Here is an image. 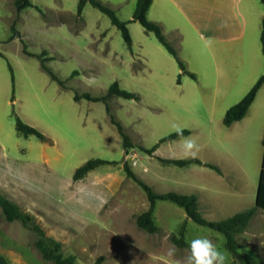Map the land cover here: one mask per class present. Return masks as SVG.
Returning <instances> with one entry per match:
<instances>
[{
	"label": "rangeland",
	"instance_id": "374dc122",
	"mask_svg": "<svg viewBox=\"0 0 264 264\" xmlns=\"http://www.w3.org/2000/svg\"><path fill=\"white\" fill-rule=\"evenodd\" d=\"M32 1L40 10L18 11L14 0H0V194L33 215L49 236L63 243L65 255L76 256L77 264H94L101 256V264H176L189 254L190 241L200 237L225 254V264H243L222 233L197 224L173 202L156 203V232L142 229L137 217L149 201L127 175L124 162L155 192L195 194L204 218L226 219L258 204L264 174L260 111L225 126L227 110L246 94L221 89L214 94L205 88L203 74H183L178 83L182 71L176 58L139 22L128 24L134 40L130 49L110 18L91 4L78 16V0ZM101 1L120 20H132L131 0ZM60 23L62 31L51 29ZM174 47L181 56L189 53L188 47ZM43 51L45 63L64 86L41 69ZM114 81L139 95L138 100L108 98L110 112L136 144L127 155L106 104L75 100L77 93L106 95ZM16 115L49 140L18 134ZM176 127L190 130L184 137L195 140L196 150L186 152L181 138L160 142ZM140 147L156 149L148 153ZM92 158L117 163L75 180L76 169ZM160 158H199L223 171L194 163L180 167ZM0 228V252L24 246L37 264H55L35 247L37 234L20 221H6L1 207ZM235 239L249 264L264 263V207ZM173 247L175 255L170 256Z\"/></svg>",
	"mask_w": 264,
	"mask_h": 264
},
{
	"label": "trees",
	"instance_id": "16d2710c",
	"mask_svg": "<svg viewBox=\"0 0 264 264\" xmlns=\"http://www.w3.org/2000/svg\"><path fill=\"white\" fill-rule=\"evenodd\" d=\"M264 5V0H261ZM16 9L21 11L26 8L35 7L40 10L38 6H35L31 0H14ZM153 3V0H137L135 11L133 14V18L130 21H122L118 18L116 11L107 3L101 0H78L77 7V15L81 16L84 8L87 4H91L93 7L99 9L102 13L106 14L113 25H115L118 30L121 32L122 37L127 44V46L132 49L133 46V38L129 30L128 24L133 21L139 22L142 27L147 31L151 32L155 35L157 40L167 49V51L176 58L178 65L182 71L178 77V83L181 81V76L183 74H187L192 78H196L194 73H191L187 70L186 64L180 58L178 50L172 45V43L166 37L162 25L156 21H152L147 18L148 11ZM263 53H264V19H263V30L261 35ZM25 54L33 56L34 54L29 53L26 49H24ZM47 52L43 51L39 57L41 59V67L44 71H46L50 77L57 81L60 85L64 86V81H62L59 76L45 63V59L43 55H46ZM0 55H2L0 53ZM53 59V58H51ZM10 70L12 71V66L10 65ZM12 80L14 82V75L12 74ZM264 84V74L258 79L255 85L251 88V90L235 105L231 106L224 117L223 123L225 126H231L233 123L242 120L253 101L256 98V95ZM122 97L125 99H139V95L128 90L123 89L120 86L118 81H114L108 88L107 94L103 96H94L90 93L76 94L75 100L80 101L81 99H86L91 102H103L106 104V110L110 114V119L113 125L116 126L121 138H122V146L124 149V153L127 155L131 148L136 147V144L130 139L129 135L126 133L124 126L118 121L114 114L110 112V106L108 105L109 97ZM16 130L18 134L29 137L36 136L42 141H48L49 138L42 133L38 128L33 127L22 120V118L16 115ZM190 130H183V136L189 135ZM180 138L176 132L169 135L165 139L160 142L178 139ZM262 144L264 146V134L262 139ZM158 146H156L157 148ZM148 150L144 147H140L141 150L152 153L153 150ZM162 161L170 164H174L180 167H184L191 163L197 165H204L218 173H222L219 166L210 163H204L199 158H190V159H163ZM116 161L105 160L101 158H92L85 162L82 166L78 167L74 173L73 178L75 180L83 178L89 172L96 170L100 166L106 164H115ZM124 169L127 175L135 180L144 190L146 196L149 201V208L138 215L137 224L144 230L148 232H156L158 230V226L155 223L153 214L155 211V206L158 201H170L178 206L185 209L187 216L196 222L199 225L207 226L213 230H216L222 233L226 237V246L232 252L235 259L237 261L242 262L243 264H249L248 259L243 256L239 249L241 246L237 243L235 239V234L242 232L250 223L251 219L256 215L259 208L264 207V174L259 184L258 188V204L254 207L246 209L244 211H240L235 213L233 216L228 217L219 221H209L203 217L202 213L199 210V200L198 196L195 194H182L175 191H169L166 193H157L153 190V188L147 183L141 181L136 174L131 170V167L128 163L124 162ZM0 207L4 214L6 221L14 222L20 221L24 225V227L30 229L31 231L37 234V239L35 240V247L40 252L42 258L45 261H51L55 264H77L76 256L73 254L65 255L63 249V243L58 241L57 239L49 236L44 228L37 222L36 218L23 211L14 201L9 199L8 197L0 194ZM179 241H183L179 239ZM104 256L99 257L94 264H101L103 262ZM258 264H264L263 262H259Z\"/></svg>",
	"mask_w": 264,
	"mask_h": 264
},
{
	"label": "crops",
	"instance_id": "0c3cea01",
	"mask_svg": "<svg viewBox=\"0 0 264 264\" xmlns=\"http://www.w3.org/2000/svg\"><path fill=\"white\" fill-rule=\"evenodd\" d=\"M131 2L136 6L137 0ZM147 16L162 25L166 37L169 41V38L174 40L175 46L179 49L188 47L187 56H181L179 51L180 58L188 71L203 74L205 88L213 89L214 94L220 89L224 94L239 91L247 94L264 74L261 41L264 5L261 0H153ZM59 25L63 26V23L50 27L62 31V27L58 29ZM65 39L67 44V36ZM196 62L201 64L200 67L192 65ZM255 110H259L257 115L264 119V84L240 121L250 117V112ZM33 259L24 246L18 245L12 252H0V264H37Z\"/></svg>",
	"mask_w": 264,
	"mask_h": 264
},
{
	"label": "clouds",
	"instance_id": "9594fccd",
	"mask_svg": "<svg viewBox=\"0 0 264 264\" xmlns=\"http://www.w3.org/2000/svg\"><path fill=\"white\" fill-rule=\"evenodd\" d=\"M176 134L181 138V143L186 152H192L197 149L195 140L191 137H184L183 130L175 128ZM176 249L169 250V255L174 256ZM226 256L220 252L212 240L207 237H200L190 241L189 254L183 261H176V264H225Z\"/></svg>",
	"mask_w": 264,
	"mask_h": 264
}]
</instances>
